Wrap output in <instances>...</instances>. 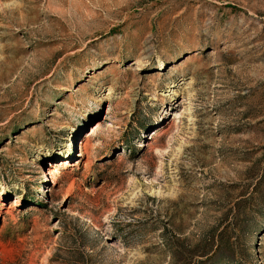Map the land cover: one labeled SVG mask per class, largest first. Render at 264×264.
I'll list each match as a JSON object with an SVG mask.
<instances>
[{
    "label": "rangeland",
    "instance_id": "1",
    "mask_svg": "<svg viewBox=\"0 0 264 264\" xmlns=\"http://www.w3.org/2000/svg\"><path fill=\"white\" fill-rule=\"evenodd\" d=\"M0 264H264V0H0Z\"/></svg>",
    "mask_w": 264,
    "mask_h": 264
},
{
    "label": "bare ground",
    "instance_id": "2",
    "mask_svg": "<svg viewBox=\"0 0 264 264\" xmlns=\"http://www.w3.org/2000/svg\"><path fill=\"white\" fill-rule=\"evenodd\" d=\"M50 172H48V174H49Z\"/></svg>",
    "mask_w": 264,
    "mask_h": 264
}]
</instances>
